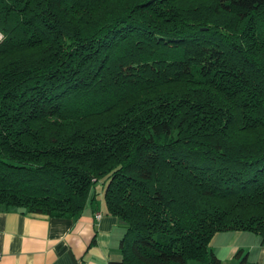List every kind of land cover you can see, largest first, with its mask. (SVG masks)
<instances>
[{
    "label": "trees",
    "instance_id": "trees-1",
    "mask_svg": "<svg viewBox=\"0 0 264 264\" xmlns=\"http://www.w3.org/2000/svg\"><path fill=\"white\" fill-rule=\"evenodd\" d=\"M0 34V205L76 218L102 189L108 264L264 244V0H0Z\"/></svg>",
    "mask_w": 264,
    "mask_h": 264
},
{
    "label": "crops",
    "instance_id": "crops-1",
    "mask_svg": "<svg viewBox=\"0 0 264 264\" xmlns=\"http://www.w3.org/2000/svg\"><path fill=\"white\" fill-rule=\"evenodd\" d=\"M99 197L100 202L88 204L76 218L29 215L0 205V264H108L120 260L125 228L116 216L107 213L103 195ZM249 239L260 248L256 260L243 245ZM211 249L221 264H237L239 250L247 253L250 261L264 264L261 238L244 231L217 233Z\"/></svg>",
    "mask_w": 264,
    "mask_h": 264
},
{
    "label": "rangeland",
    "instance_id": "rangeland-1",
    "mask_svg": "<svg viewBox=\"0 0 264 264\" xmlns=\"http://www.w3.org/2000/svg\"><path fill=\"white\" fill-rule=\"evenodd\" d=\"M1 38H2V36L0 34V40H1ZM99 194H102L103 195V190L102 189L100 190V193ZM100 198L101 197H99V195H98V197L96 198V201L95 202L96 203L97 202H100L99 201ZM102 200H103V202H105L103 197H102ZM244 232L247 233V234H250V236H252L253 238H255V236H256V238H260L259 236L255 235L254 233H251V232H248V231H244ZM245 242H247V244H243V245H246V247H247L246 249L251 251V254L253 255V256H251V257H253L252 260H256L254 258V256H256V257L259 258L261 254H260V248L258 247V244H255V243L251 244V243H249L250 242V239L249 240H246Z\"/></svg>",
    "mask_w": 264,
    "mask_h": 264
},
{
    "label": "built area",
    "instance_id": "built-area-1",
    "mask_svg": "<svg viewBox=\"0 0 264 264\" xmlns=\"http://www.w3.org/2000/svg\"><path fill=\"white\" fill-rule=\"evenodd\" d=\"M0 258H1V254H0Z\"/></svg>",
    "mask_w": 264,
    "mask_h": 264
},
{
    "label": "bare ground",
    "instance_id": "bare-ground-1",
    "mask_svg": "<svg viewBox=\"0 0 264 264\" xmlns=\"http://www.w3.org/2000/svg\"><path fill=\"white\" fill-rule=\"evenodd\" d=\"M125 227V226H124ZM126 230V229H125ZM113 261V260H112Z\"/></svg>",
    "mask_w": 264,
    "mask_h": 264
}]
</instances>
